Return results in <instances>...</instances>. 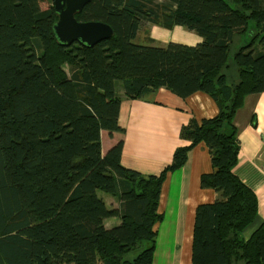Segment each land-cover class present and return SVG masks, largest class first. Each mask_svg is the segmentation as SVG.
<instances>
[{
    "label": "trees",
    "instance_id": "obj_1",
    "mask_svg": "<svg viewBox=\"0 0 264 264\" xmlns=\"http://www.w3.org/2000/svg\"><path fill=\"white\" fill-rule=\"evenodd\" d=\"M48 2L0 0V264H152L163 184L201 142L215 199L196 207L191 264H264V220L244 236L258 199L234 172L235 114L264 91V0H92L77 19L114 35L91 47L57 42ZM153 25L201 41L139 39ZM160 89L203 92L218 112L192 116L172 160L144 174L122 164V138L102 151L101 132L123 131L124 99Z\"/></svg>",
    "mask_w": 264,
    "mask_h": 264
},
{
    "label": "crops",
    "instance_id": "obj_2",
    "mask_svg": "<svg viewBox=\"0 0 264 264\" xmlns=\"http://www.w3.org/2000/svg\"><path fill=\"white\" fill-rule=\"evenodd\" d=\"M148 38L152 44L159 45L170 41L194 45L201 41L200 36L181 26L169 31L153 25ZM217 112L215 101L203 92L183 99L160 89L154 98L147 101H123L119 114L123 131H115L110 136L115 143L120 138L124 141L121 157L124 166L144 174H158L172 160L174 149L185 143L179 137L181 126L192 116L201 119ZM234 122L238 127L240 146L239 162L234 172L258 199L256 219L244 232L248 237L264 220V91L246 97L244 105L235 114ZM104 133L109 134L105 130L101 132L102 151L112 144L107 143ZM211 170L208 148L201 142L190 150L184 166L168 174L160 198L164 217L157 224L152 264H191L196 207L215 199L214 190L200 186L201 175ZM171 215L174 216L170 218ZM186 250L188 262L183 257Z\"/></svg>",
    "mask_w": 264,
    "mask_h": 264
},
{
    "label": "water",
    "instance_id": "obj_3",
    "mask_svg": "<svg viewBox=\"0 0 264 264\" xmlns=\"http://www.w3.org/2000/svg\"><path fill=\"white\" fill-rule=\"evenodd\" d=\"M92 0H53L57 21L52 29L57 42L71 44L80 42L89 47L107 40L114 35V30L103 21H79L77 15Z\"/></svg>",
    "mask_w": 264,
    "mask_h": 264
},
{
    "label": "rangeland",
    "instance_id": "obj_4",
    "mask_svg": "<svg viewBox=\"0 0 264 264\" xmlns=\"http://www.w3.org/2000/svg\"><path fill=\"white\" fill-rule=\"evenodd\" d=\"M41 1V5H42V7H45V8H47L48 6H49V2H48V0H40ZM227 1H229L230 3H234L233 1L234 0H227ZM157 26V25H156ZM158 27H160V28H163V29H166V30H169V31H172L173 30V28H165V27H162V26H158ZM175 27V26H174ZM151 27H149V26H147V27H145L143 30H141L140 31V34H139V37L141 38V39H146L147 37H148V34H149V29H150ZM139 38V39H140ZM137 40H138V38H137ZM139 41V40H138ZM161 40H157V42H160ZM158 45H159V43H158ZM152 97H155V95H152V96H150L149 98H152ZM126 99H124L123 101H125ZM109 133V132H108ZM105 135H104V137L106 136L107 137V143H112V144H114L115 142H114V140H111L112 139V136H110V133L109 134H107V133H104ZM114 142V143H113ZM111 144V145H112ZM107 200V204L108 205H111L112 203H113V199H106ZM174 215H171V217L170 218H172ZM170 218H169V220H170ZM118 223V219L117 218H110V219H106V225L107 226H113V225H115V224H117ZM98 262H99V264H103V262H102V260H100V258L98 259Z\"/></svg>",
    "mask_w": 264,
    "mask_h": 264
},
{
    "label": "bare ground",
    "instance_id": "obj_5",
    "mask_svg": "<svg viewBox=\"0 0 264 264\" xmlns=\"http://www.w3.org/2000/svg\"><path fill=\"white\" fill-rule=\"evenodd\" d=\"M184 260L188 262V250L184 252Z\"/></svg>",
    "mask_w": 264,
    "mask_h": 264
}]
</instances>
